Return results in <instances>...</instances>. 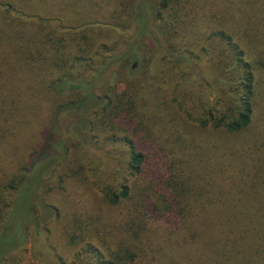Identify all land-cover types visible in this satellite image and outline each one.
<instances>
[{
  "label": "trees",
  "instance_id": "16d2710c",
  "mask_svg": "<svg viewBox=\"0 0 264 264\" xmlns=\"http://www.w3.org/2000/svg\"><path fill=\"white\" fill-rule=\"evenodd\" d=\"M260 181L264 0H0V264H264Z\"/></svg>",
  "mask_w": 264,
  "mask_h": 264
},
{
  "label": "rangeland",
  "instance_id": "374dc122",
  "mask_svg": "<svg viewBox=\"0 0 264 264\" xmlns=\"http://www.w3.org/2000/svg\"><path fill=\"white\" fill-rule=\"evenodd\" d=\"M109 34L111 36L107 37ZM119 38H120V36H119V34L117 32H114V33H111V32H109V33H101V34H98L97 37H96V39H98L97 40L98 42H106V41H109L110 39L111 40L112 39L117 40ZM148 46H149L148 43L143 44L142 42H139L137 44V47H136V50H138L139 55H142L145 52V50H147ZM70 50H71V48L67 49V56H66L67 61H66L65 65H64L66 68H68L72 64L71 58L70 57L68 58V53H69ZM198 53L199 52H194V55L196 56V55H198ZM65 54H66V52H65ZM162 64H157V65H160V67H162V69H164V65H162ZM136 66H137V63H134V69H135ZM174 73L176 74L175 82L179 83V84H182V85L186 82V80L193 79L195 77V75L192 78L190 77L189 71H188V69L185 66L180 67ZM68 124H69L68 120L62 122L63 129L65 127H67ZM123 131H124L123 129H120V131L119 130L115 131L111 135V137L109 136L110 140H107V141L104 140L102 142L99 141L97 148L95 147V144L93 142L94 151L90 152V155H92L91 159H92V157H94V159L97 160V159H99L100 157H102L104 155V151H106V150L109 151L110 150V151H112L113 156L117 157L120 160L121 166L124 167V165L126 164L127 152L125 151L126 143H125L124 138H123V136H124V134L122 133ZM228 141H229V144L227 146H224L223 148H220V150H219L220 153L223 154L222 157L219 160L223 159L225 163H228L229 165L237 168L239 166H235L237 164V162L235 160V157H232V155H231L230 147L238 144L242 140H237L235 143H233L232 139H228ZM221 143H222V141L219 142L220 146H221ZM88 148L93 150L92 145L89 146ZM208 148H211V147H208ZM219 154H216V153L208 154V156H210V158L207 160L208 164H210L211 166H214V164L216 165L217 161H219L217 159ZM114 162H115V160H114ZM124 169L125 170L127 169L126 166H125ZM230 170L232 171L231 168H230ZM261 183H262V181L259 182V184L257 186L258 187L257 191L260 194H264L263 188L261 186H259ZM257 187H255V188L250 187V191L254 193ZM222 201H225V203L231 204L229 201L226 200L225 196L220 195L219 196V203H217L214 206L215 210L217 208L218 209L219 208H230V207L235 206V205L238 206V207H246L247 204H248L247 202H243V203H240V204H231L229 206L228 204H222ZM87 207L88 206L83 207L81 209L83 210V209H86ZM215 207H217V208H215ZM211 210H213V208ZM95 211H97V210H95ZM86 212H88V211L86 210ZM110 212H113L114 215H115V209L114 208L110 209ZM98 213H99V211H98ZM56 219H58V217H56V216L53 219H51L48 222V226L51 225L53 227L54 224H55V221H57ZM44 238H45V234L42 236L40 241H43ZM175 246L176 245L169 244V243L163 244V247H164L163 250H165V255H163V256H164V258H166V261L164 260V264H173L174 263L173 259H175L176 256H177V258H180L179 255H181V253H180L179 249L178 250L175 249ZM44 247H47V245L44 244L43 242H41V244H40V243H37V242H34V241L30 240L29 244L26 246V253L25 254H23V253L21 254L22 262L25 263V264H50L51 255L53 253L55 254L56 250L59 252V250H58L57 247H56V250H55L53 244L50 245V248L52 249V251H48L46 249L44 250ZM178 248H179V246H178ZM60 253L62 254L63 257L67 256L66 253H63V252H60ZM159 253H161V252H159ZM66 260L67 261L64 264H70L71 263L70 257H67Z\"/></svg>",
  "mask_w": 264,
  "mask_h": 264
}]
</instances>
